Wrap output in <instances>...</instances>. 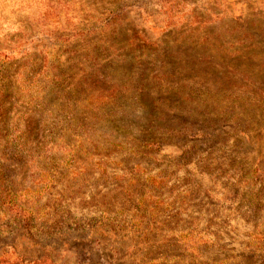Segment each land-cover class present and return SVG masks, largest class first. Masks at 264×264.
<instances>
[{
	"label": "rangeland",
	"instance_id": "374dc122",
	"mask_svg": "<svg viewBox=\"0 0 264 264\" xmlns=\"http://www.w3.org/2000/svg\"><path fill=\"white\" fill-rule=\"evenodd\" d=\"M5 256L264 264V0H0Z\"/></svg>",
	"mask_w": 264,
	"mask_h": 264
},
{
	"label": "trees",
	"instance_id": "16d2710c",
	"mask_svg": "<svg viewBox=\"0 0 264 264\" xmlns=\"http://www.w3.org/2000/svg\"><path fill=\"white\" fill-rule=\"evenodd\" d=\"M127 76V71H121L119 73V77L122 79L123 77ZM122 81H125V79H122ZM160 88V86H159ZM144 90V89H143ZM173 92L176 93V89L173 90ZM115 95V93H114ZM118 98V97H117ZM136 100L140 101L141 99L137 98ZM181 102V106H179L177 103H175V107L177 110H182V108L184 107V105ZM183 105V107H182ZM144 106V116H141V120L140 117L138 119V121L140 122L139 125L148 122H153L155 119L154 117L157 116L158 117V121H163L166 122L167 118H168V110H166L165 108H163V106H165V104L162 105H150V104H143ZM169 106V105H167ZM184 110H192V111H198V109L190 106L189 108L184 107ZM235 110V106L234 107H230V106H226L222 108V111L226 114H235L237 119H241L240 116L234 112ZM176 115V124L179 126L177 127V125L175 126H169V127H165V128H154L152 126L150 127H144V126H140L141 128L145 129L146 131H148L151 134H157L160 131L167 129L171 132V134L173 136L180 134L181 136L183 135H190L191 133H194V124H195V119L198 118L199 120H203L201 117H195V115L193 114L192 116L188 117L184 114H179V113H175ZM236 119V120H237ZM196 133H200L201 135L204 134V131L202 129H197ZM155 145L158 144L157 142H151L148 143V145ZM0 264H24V261L21 260L20 258H18L17 256L14 257H0ZM26 264H54L52 261H46L45 259L43 260H38V261H34L32 263H26Z\"/></svg>",
	"mask_w": 264,
	"mask_h": 264
}]
</instances>
